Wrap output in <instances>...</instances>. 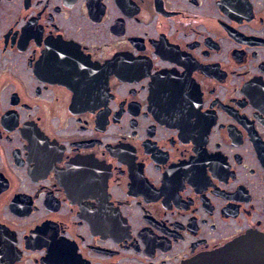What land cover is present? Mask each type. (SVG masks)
I'll use <instances>...</instances> for the list:
<instances>
[{"label": "flooded vegetation", "instance_id": "af4514ba", "mask_svg": "<svg viewBox=\"0 0 264 264\" xmlns=\"http://www.w3.org/2000/svg\"><path fill=\"white\" fill-rule=\"evenodd\" d=\"M264 243V0H0V264H183Z\"/></svg>", "mask_w": 264, "mask_h": 264}, {"label": "water", "instance_id": "95a60500", "mask_svg": "<svg viewBox=\"0 0 264 264\" xmlns=\"http://www.w3.org/2000/svg\"><path fill=\"white\" fill-rule=\"evenodd\" d=\"M183 264H264V243L244 238Z\"/></svg>", "mask_w": 264, "mask_h": 264}]
</instances>
